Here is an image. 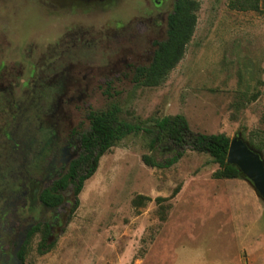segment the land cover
Instances as JSON below:
<instances>
[{
  "label": "rangeland",
  "instance_id": "374dc122",
  "mask_svg": "<svg viewBox=\"0 0 264 264\" xmlns=\"http://www.w3.org/2000/svg\"><path fill=\"white\" fill-rule=\"evenodd\" d=\"M20 1L1 2L2 11H18L19 27L15 39L12 19L0 13L5 36L0 39V63L8 72L14 66L24 70L26 57L35 59L39 69L59 75L61 86L31 87L29 93L15 89L12 97L22 107L19 111L0 100V141L14 145L10 133L24 141L18 148L27 153L29 172L40 189L65 174L80 154L90 113L117 110L121 121L142 129L100 159L77 208L69 188L62 206L46 211L48 223L58 218L52 232L48 229L47 244L53 246L45 254L38 252L48 228L41 223L40 233L26 247L24 264H264V202L258 198L259 203L250 184L239 179L245 184L233 187L215 179L219 165L207 154L187 151L169 169L151 168L143 161L150 156L165 163L177 153L166 138L151 149L156 122L175 116L185 117L194 133L230 140L241 135L264 157V0L260 12L231 10V0H195L194 35L181 61L155 88L135 83L140 62L109 67L119 58L110 60L104 43L89 50L79 36L60 40L69 30L89 27V20L74 22L64 16L49 27L41 11H21ZM122 19L114 12L91 24L96 31L104 27L111 33L119 30ZM31 39L36 40L25 42ZM40 53L48 59H37ZM45 61L58 63L46 69ZM3 146L0 209L23 172L21 162L10 157L12 145L6 151Z\"/></svg>",
  "mask_w": 264,
  "mask_h": 264
},
{
  "label": "flooded vegetation",
  "instance_id": "af4514ba",
  "mask_svg": "<svg viewBox=\"0 0 264 264\" xmlns=\"http://www.w3.org/2000/svg\"><path fill=\"white\" fill-rule=\"evenodd\" d=\"M2 1L0 0V13L2 12V15L9 16L12 19L15 31L13 34L16 39L19 27L18 11L16 10L13 13L2 11ZM176 2L177 0H21L20 10L22 11L23 8L28 7L41 11L49 27L50 24L52 26L58 24L64 16L71 18L74 22L89 20V27L82 25L75 32L69 30L60 35V40L64 36L66 39L67 37L79 36L80 44L88 46L89 50L98 42L104 43L106 53L111 56L110 60L119 58L116 62L110 63L109 67L116 69L129 65L131 61L140 62L134 70L135 74L137 69L149 68L152 65L159 45L167 41L169 20L174 13ZM114 12H118L123 17V23L120 25L119 30L110 33L102 27V30L96 31L94 25L91 24V20L101 16H109ZM1 38H5V36L0 33ZM33 40L36 39L25 42L27 44L31 41L35 42ZM0 45H4V43H0ZM36 46L31 50L32 55L38 49ZM57 54L58 51H54V55ZM38 56L37 59L40 60L48 59L46 53H40ZM26 60L28 62L25 64L24 70H17L14 66L8 72L4 71V67L0 63V100L6 103L11 102L18 109L17 111L22 107L18 106L13 100L12 96L15 89L20 88L25 93H29L31 87L34 90H39L49 87L60 88L61 86L59 75L53 77L43 67L39 69L35 59L31 61L29 57H26ZM57 63L55 61H45L44 64L46 69H50ZM20 67H23L22 64H20ZM78 75L73 76L74 80L76 81L77 78L78 85H82V79ZM69 78L73 80L72 75H69ZM26 101H28V97ZM27 109H25L26 112ZM25 114L22 113L19 117L25 116ZM10 134L14 145L8 140H6V143L0 141V144L4 145L1 149L6 151L9 149L6 145L8 143L12 145V155L10 157L14 162H21L20 168L23 172L18 174L21 175V178L19 176L17 178L15 173L10 174L13 178L16 176V181L19 179L21 181L14 188L13 186L8 188L7 200L3 202L0 209V264H24L26 247L40 233L41 223L47 226L50 232L57 225V216L54 217L53 223L46 221V211L55 212L62 205L57 208H48L43 204L41 200L43 191L52 186L56 180L52 181L49 187L41 190V183L34 178V173L29 172L27 153L21 152L18 148L20 144H24V141L21 138L17 140L15 133ZM5 167L8 168L9 166ZM24 169H26V173H24ZM51 176L47 178V181L51 180ZM44 183L46 185L45 181Z\"/></svg>",
  "mask_w": 264,
  "mask_h": 264
},
{
  "label": "trees",
  "instance_id": "16d2710c",
  "mask_svg": "<svg viewBox=\"0 0 264 264\" xmlns=\"http://www.w3.org/2000/svg\"><path fill=\"white\" fill-rule=\"evenodd\" d=\"M198 3L195 0H177L173 15L169 20V34L166 42L159 45L154 61L149 68L136 70L134 81L137 85L155 88L160 86L167 75L183 58L186 46L191 41L197 24ZM231 10L241 12H260V0H231ZM90 129L80 138L81 152L72 160L67 172L45 189L41 195L43 204L48 208H57L64 202L63 194L72 188L75 208L79 206V195L84 184L98 171L100 159L118 143L142 129L138 125L121 121L118 111L90 113ZM157 134L151 142L153 149L166 138L177 149V153L165 163H159L150 156L143 161L146 166L157 169H169L180 162L187 151L207 154L219 165L214 174L217 180H245L240 171L227 164L230 139L225 135H203L194 133L183 116L165 117L156 122ZM48 228L38 248L45 254L52 248L47 244Z\"/></svg>",
  "mask_w": 264,
  "mask_h": 264
},
{
  "label": "water",
  "instance_id": "95a60500",
  "mask_svg": "<svg viewBox=\"0 0 264 264\" xmlns=\"http://www.w3.org/2000/svg\"><path fill=\"white\" fill-rule=\"evenodd\" d=\"M227 164L236 167L242 173L257 197L264 202L263 154L238 135L230 141Z\"/></svg>",
  "mask_w": 264,
  "mask_h": 264
},
{
  "label": "crops",
  "instance_id": "0c3cea01",
  "mask_svg": "<svg viewBox=\"0 0 264 264\" xmlns=\"http://www.w3.org/2000/svg\"><path fill=\"white\" fill-rule=\"evenodd\" d=\"M245 182H247V181H245ZM245 182L244 181H241V180H227L226 181V186L228 185V184H231L233 187H238V184L239 183H241V184H245ZM248 183V182H247ZM249 184V183H248ZM251 190H252V192L254 193V195L256 196V193H255V191L253 190V188H251ZM256 198L258 199V197L256 196ZM261 200V199H260ZM258 201H259V199H258ZM259 203H260V201H259ZM261 204V203H260ZM260 212L262 213H264V209H263V207H262V204H261V210H260ZM262 216V215H261ZM263 252H264V248H263Z\"/></svg>",
  "mask_w": 264,
  "mask_h": 264
}]
</instances>
